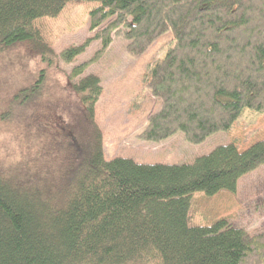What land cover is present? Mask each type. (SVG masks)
Here are the masks:
<instances>
[{
    "label": "trees",
    "instance_id": "16d2710c",
    "mask_svg": "<svg viewBox=\"0 0 264 264\" xmlns=\"http://www.w3.org/2000/svg\"><path fill=\"white\" fill-rule=\"evenodd\" d=\"M76 1L99 3L94 35L59 56L36 20ZM168 28L174 45L149 70L162 106L141 139L183 132L200 144L247 109L264 111V0H0V56L24 44L46 66L0 107V136L19 144L0 147V264H264V233L225 218L189 224L195 193H234L264 164V139L218 145L183 164L105 157L95 119L103 87L82 75L113 36L140 53ZM94 39V57L60 71L67 83L57 85L60 59L74 61Z\"/></svg>",
    "mask_w": 264,
    "mask_h": 264
},
{
    "label": "rangeland",
    "instance_id": "374dc122",
    "mask_svg": "<svg viewBox=\"0 0 264 264\" xmlns=\"http://www.w3.org/2000/svg\"><path fill=\"white\" fill-rule=\"evenodd\" d=\"M98 5L96 1L70 2L58 17L38 19L36 25L43 39L60 56L66 48L81 44L94 35L89 30L90 12ZM174 42V32L168 28L146 50L133 53L128 49L129 41L113 36L112 43L102 56L83 73L82 76L97 75L103 87L95 106V119L102 130L107 159L130 157L144 164L191 163L218 145L234 143L239 148H245L264 139V111L251 109H247L229 131L214 133L200 144L188 142L183 132H177L161 142L139 137L148 124L150 114L159 111L162 106L161 97L154 93L153 75L149 70L156 60L165 56ZM100 48L101 41L94 39L74 61L68 63L60 59L58 72L51 71L57 85L65 87L67 80L62 73L68 75L75 66L93 58ZM9 51V54L0 56V107L18 90L36 81L41 69L46 67L40 56L24 44ZM65 94L69 92L64 91ZM1 143L3 147L19 146L8 134L0 136V147ZM221 218L249 234L264 233V164L243 176L234 193L223 190L212 196L204 192L192 196L190 225H209Z\"/></svg>",
    "mask_w": 264,
    "mask_h": 264
}]
</instances>
